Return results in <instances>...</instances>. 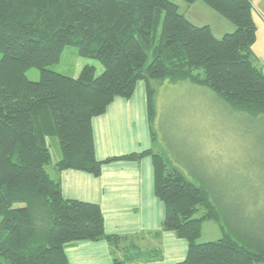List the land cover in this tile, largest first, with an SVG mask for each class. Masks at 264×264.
Wrapping results in <instances>:
<instances>
[{
	"label": "trees",
	"instance_id": "16d2710c",
	"mask_svg": "<svg viewBox=\"0 0 264 264\" xmlns=\"http://www.w3.org/2000/svg\"><path fill=\"white\" fill-rule=\"evenodd\" d=\"M201 1L234 29L217 37L208 24H193L173 0H0V264H70L65 246L81 240L120 247L128 236L105 232L97 203L65 198L58 174L77 169L98 176L104 163L144 155L152 158L154 194L165 207L161 228L186 241L185 257L174 264H264V230L235 222L233 211L224 216L167 154L149 148L95 157L91 119L115 97H131L139 80L146 83L153 144L154 82L208 86L233 111L264 117L251 0ZM68 45L103 70L96 74L93 64H84L71 77L50 69ZM31 67L39 70L38 80L27 78ZM50 136L61 152L52 174ZM206 220L222 236L199 241ZM123 255L113 264H127L131 256ZM144 255L160 259L162 251Z\"/></svg>",
	"mask_w": 264,
	"mask_h": 264
},
{
	"label": "rangeland",
	"instance_id": "374dc122",
	"mask_svg": "<svg viewBox=\"0 0 264 264\" xmlns=\"http://www.w3.org/2000/svg\"><path fill=\"white\" fill-rule=\"evenodd\" d=\"M173 2L193 24L210 23L217 27V13L201 0L192 4L184 0ZM252 6L256 17L264 0H255ZM148 54L147 62L151 59ZM84 64H93L96 74L103 70L99 61L80 56L74 46L68 45L60 61L49 68L75 77ZM25 74L29 80L39 79L35 67ZM154 87L157 139L153 150L167 154L172 164L203 186L224 216L233 211L235 222L264 230V117L233 111L208 86L162 81L154 82ZM47 143L51 153L47 170L52 174V165L61 152L56 136L48 137ZM220 236L218 225L209 220L203 224L199 241Z\"/></svg>",
	"mask_w": 264,
	"mask_h": 264
},
{
	"label": "crops",
	"instance_id": "0c3cea01",
	"mask_svg": "<svg viewBox=\"0 0 264 264\" xmlns=\"http://www.w3.org/2000/svg\"><path fill=\"white\" fill-rule=\"evenodd\" d=\"M251 3L253 5L255 0ZM216 16V28L206 23L215 36L234 29L228 20ZM256 17L253 10L256 39L252 52L264 71V7L259 8ZM220 30L223 32H218ZM78 73L79 69L75 76ZM145 90L146 83L139 80L131 97H115L104 113L91 119L98 160L153 149ZM58 176L65 198L97 203L104 217L105 232L128 236L117 249L104 239L69 243L65 253L70 264H113V257L123 258L124 253L131 256L127 264H174L185 257V239L161 228L165 207L154 194V167L150 155L104 163L98 176L77 169H64ZM205 222L209 220L203 224ZM152 249H160L162 257L148 259L144 252Z\"/></svg>",
	"mask_w": 264,
	"mask_h": 264
}]
</instances>
